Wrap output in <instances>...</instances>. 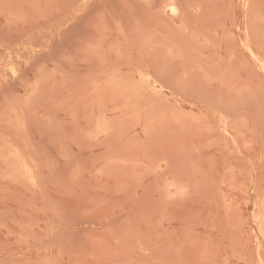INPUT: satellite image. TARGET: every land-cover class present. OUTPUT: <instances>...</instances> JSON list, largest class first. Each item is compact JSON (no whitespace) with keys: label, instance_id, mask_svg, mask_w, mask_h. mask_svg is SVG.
Returning a JSON list of instances; mask_svg holds the SVG:
<instances>
[{"label":"rangeland","instance_id":"obj_1","mask_svg":"<svg viewBox=\"0 0 264 264\" xmlns=\"http://www.w3.org/2000/svg\"><path fill=\"white\" fill-rule=\"evenodd\" d=\"M169 1L0 0V264H264V0Z\"/></svg>","mask_w":264,"mask_h":264},{"label":"bare ground","instance_id":"obj_2","mask_svg":"<svg viewBox=\"0 0 264 264\" xmlns=\"http://www.w3.org/2000/svg\"><path fill=\"white\" fill-rule=\"evenodd\" d=\"M165 1H168V0H165ZM181 1H182V0H180V3H181ZM184 1H185V0H184ZM184 1H183V2H184ZM241 1H242V0H241ZM188 2H189V1H187V3H188ZM189 3H190V2H189ZM241 3H242V2H241ZM246 3H248V2H246ZM246 3H245V5H246ZM156 4H157V3H156ZM156 4H155V5H156ZM239 4H240V3H239ZM179 5H180V4H179ZM192 5H193V4H192ZM184 6H185V5H184ZM186 6H187V4H186ZM247 7H248V5H246V8H247ZM183 8H184V7H183ZM159 9H160V8H159ZM180 9H182V7H181ZM164 11H165V12H168V13H170V14H173V15H177L178 12H179L180 10H179V7H178V4L176 3V1H172V0H171V1H169L168 3H166V5L164 6ZM181 11H182V10H181ZM181 11H180V13H181ZM162 12H163V11H161V13H162ZM165 12H163V15L165 14ZM199 12H201V11H199ZM188 13H189V12H188ZM188 13H187V14H188ZM189 14H190V13H189ZM189 14H188V15H189ZM186 16H187V15H186ZM175 17H176V16H175ZM168 18H169V17H168ZM172 18H173V17H172ZM166 19H167V18L165 17V18H164V21H166ZM170 19H171V18H170ZM173 19H174V18H173ZM180 19H181V18H180ZM168 20H169V19H168ZM169 21H171V20H169ZM169 21H168V22H169ZM182 21H184V20H182ZM171 22H174V21L172 20ZM178 22H179V21H178ZM185 22H186V21H185ZM164 23H165V22H164ZM166 23H167V22H166ZM179 24H180V23H179ZM182 26H183V24H182ZM184 26H185V25H184ZM184 26H183V27H184ZM186 27H187V26H186ZM242 46H243V45H242ZM243 48H244V47H243ZM245 48H246V47H245ZM244 52H245V51H244ZM251 54H252V53H251ZM252 56H253V55H252ZM12 57H13V56H12ZM253 57H254V56H253ZM255 57H256V56H255ZM260 59H261V58H260ZM262 60H263V58H262ZM11 64H12V62H11ZM263 64H264V62H263ZM15 66H16V65H15ZM15 68H16V67H15ZM263 70H264V69H263ZM0 76H1V75H0ZM152 76H153V75H152ZM16 77H17V76H16ZM155 77H156V76H155ZM145 78H146V77H145ZM151 81H152V79H151ZM155 82H156V81H154V83H155ZM147 83H148V82H147ZM153 87H154V86H153ZM15 116H17V115L15 114ZM23 118H24V117H23ZM23 118H22V119H23ZM16 124H17V123H16ZM21 124H22V123H21ZM26 125H27V124H26ZM26 125H25V126H26ZM21 127H22V126H21ZM16 128H17V126H16ZM16 132H17V131H16ZM29 134H30V133H29ZM12 135H13V134H12ZM22 136H23V135H22ZM1 137H2V136H1ZM1 137H0V138H1ZM18 137H19V136H18ZM2 140H3V139H2ZM2 140H1V141H2ZM20 140H21V139H20ZM28 141H29V140H28ZM5 142H6V141H5ZM1 143H2V142H1ZM30 143H31V141H30ZM14 144H15V143H14ZM19 146H20V145H19ZM19 146H18V147H19ZM20 148H21V147H20ZM27 148H29V147H27ZM18 149H19V148H18ZM18 149H17L16 151H18V152L20 151V152H21V150H20V149L18 150ZM32 149H33V148H32ZM0 150H1V149H0ZM2 150H3V149H2ZM33 150H34V149H33ZM7 152H8V151H7ZM30 152H31V151H30ZM30 152H28V153H30ZM10 153H12V152H10ZM13 153H14V150H13ZM13 153H12V154H13ZM26 153H27V152H26ZM28 153H27V154H28ZM34 153H35V152H34ZM14 154H15V153H14ZM16 154H17V153H16ZM8 155H9V154H8ZM8 155H7V157H6L5 159L11 158V160H13V159H15L16 156L19 155V154L15 155V156L10 154L11 156L9 155V157H8ZM22 155H23V154H21V157H22ZM24 155H25V154H24ZM0 156H1V154H0ZM13 156H14V158L12 159ZM24 157H25V156H24ZM24 157H22V158H23L22 160H24ZM3 158H4V157H3ZM19 158H20V156H19ZM20 159H21V158H20ZM8 160H9V159H8ZM15 160H16V159H15ZM22 162H23V161H22ZM25 162H26V161L24 160L23 164H21L22 166L19 165V160H18L15 164L18 163V165L20 166V168L23 169V171H22L21 169H20V171H22L23 174H24V176L27 177V179L30 181V185H33V184H35V182H38V181H36V175H37V174H35V170H34L35 167H34V168L31 167V166L33 165L32 163H31L30 165H27L28 161H27V163H25ZM9 163H10V162H9ZM20 163H21V160H20ZM24 163H25V164H24ZM15 164L13 165L14 168H15V166H16ZM37 164H38V163H37ZM2 166H3V165H2ZM19 166H18V168H19ZM13 167H11V168H13ZM14 168H13L12 171L16 172V173H14V174L17 175V172L19 173V171H18V170H17V171L14 170ZM1 173H2V172H1ZM19 174H20V173H19ZM21 174H22V173H21ZM8 175H10V174H8ZM17 176H18V175H17ZM15 177H16V176H15ZM37 177H38V175H37ZM18 178H20V177H18ZM18 178L15 179L17 182H18ZM2 179H3V178H2ZM37 179H38V178H37ZM12 181H13V180H12ZM19 181L22 183L23 180L19 179ZM21 183H20V184H21ZM24 183H25V182H24ZM28 183H29V182H28ZM28 183H27V184H28ZM12 184H13V183H12ZM22 184H23V183H22ZM27 184H26V185H27ZM16 186H18V185H16ZM20 186H21V185H20ZM22 187H23V186H22ZM24 187H25V186H24ZM27 187H28V186H27ZM14 190H15V189H14ZM26 191H27V189H26ZM17 192H18V191H17ZM26 193H27V192H26ZM19 194H20V193H19ZM20 196H21V195H20ZM21 197H22V196H21ZM258 220H259V219H258ZM258 251H260V250H258ZM261 252H262V254H263V250H262ZM261 252H260V253H261ZM257 255H258V254H257ZM260 255H261V254H260ZM260 255H259V257H260ZM263 255H264V254H263ZM260 258H262V256H261ZM261 261H262V259L260 260V262H261ZM262 262H263V261H262Z\"/></svg>","mask_w":264,"mask_h":264}]
</instances>
